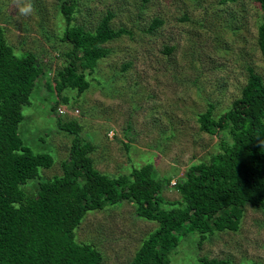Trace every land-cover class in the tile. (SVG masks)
I'll use <instances>...</instances> for the list:
<instances>
[{"label": "rangeland", "instance_id": "obj_1", "mask_svg": "<svg viewBox=\"0 0 264 264\" xmlns=\"http://www.w3.org/2000/svg\"><path fill=\"white\" fill-rule=\"evenodd\" d=\"M62 0H33L35 13L18 14L14 0H0V26L15 53L35 54L45 69L21 108L18 134L33 153L53 158L50 169L23 190L34 195L37 182L59 176L67 160L71 138L57 126L75 121L88 141L94 168L114 176L131 166L153 164L154 176L164 185L166 205L181 200L173 184L192 163L218 151L219 137L200 130L197 116L212 107L218 118L239 96L248 69L264 84V62L257 47L260 11L254 0L221 4L219 0H77L73 23L93 31L107 14L110 26L128 34L104 45L89 87L82 93L54 90L56 73L68 64L70 46L60 41L64 21ZM154 19L161 26L148 33ZM61 98L68 100L67 104ZM55 106L67 113L58 116ZM77 111V114H74ZM73 113V114H72ZM158 227L136 216L123 201L88 212L75 230L78 243H90L103 264H129L140 244ZM170 264H199V259L229 260L232 264L264 262V212L245 205L235 230L179 237L168 256Z\"/></svg>", "mask_w": 264, "mask_h": 264}, {"label": "trees", "instance_id": "obj_2", "mask_svg": "<svg viewBox=\"0 0 264 264\" xmlns=\"http://www.w3.org/2000/svg\"><path fill=\"white\" fill-rule=\"evenodd\" d=\"M254 2L260 11L257 47L264 62V0ZM76 5L77 0H62L59 7L64 21L60 41L70 49L65 54L68 64L56 73L57 96L64 90L84 92L96 63L108 55L104 45L128 34L110 26V13L93 31L84 30L73 23ZM161 24L154 19L147 32ZM247 72L228 111L214 118L210 106L197 116L201 131L219 137L218 151L190 164L175 182L173 188L181 196L176 204L163 201L161 191L169 180H157L152 163L131 166L128 174L114 176L96 170L89 156L92 146L72 120H57L59 129L71 138L61 175L38 181L35 194L29 195L23 187L40 179V169L53 166L50 154L33 153L18 134L21 108L30 104L35 82L45 76V69L35 54H16L0 26V264H103L102 254L92 244L76 242L75 230L88 212L123 201L134 205L138 218L158 225L129 264H170L168 256L180 236L235 230L245 205L264 212V84L252 69ZM199 264L232 263L202 257Z\"/></svg>", "mask_w": 264, "mask_h": 264}, {"label": "clouds", "instance_id": "obj_3", "mask_svg": "<svg viewBox=\"0 0 264 264\" xmlns=\"http://www.w3.org/2000/svg\"><path fill=\"white\" fill-rule=\"evenodd\" d=\"M14 5L18 14L24 17L32 16L36 11L33 0H14Z\"/></svg>", "mask_w": 264, "mask_h": 264}, {"label": "built area", "instance_id": "obj_4", "mask_svg": "<svg viewBox=\"0 0 264 264\" xmlns=\"http://www.w3.org/2000/svg\"><path fill=\"white\" fill-rule=\"evenodd\" d=\"M56 113L58 116H62V115H65L67 113V110L64 108V107H61V106H58L56 108ZM73 114V113H72ZM74 114H77V111H74ZM175 184V183H174ZM173 184V185H174Z\"/></svg>", "mask_w": 264, "mask_h": 264}]
</instances>
